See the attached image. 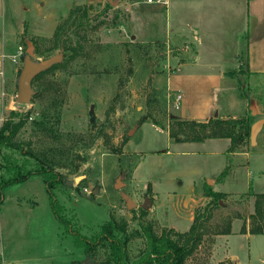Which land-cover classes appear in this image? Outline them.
Instances as JSON below:
<instances>
[{"label": "rangeland", "instance_id": "obj_1", "mask_svg": "<svg viewBox=\"0 0 264 264\" xmlns=\"http://www.w3.org/2000/svg\"><path fill=\"white\" fill-rule=\"evenodd\" d=\"M107 2L8 0L13 12L6 13L7 18L13 17L15 24L21 25L22 32L16 35L22 50L16 84L6 95L8 109L4 119L10 110L22 111L26 118L15 139L29 142L31 149L45 155L57 171L71 179V188L53 189L54 198L83 234L94 233L111 217L126 220L131 234L130 260L145 248V239L139 232L141 224H151L157 234L170 228L178 232L188 230L183 229L186 223L183 218L192 215L193 221L195 212H202L210 199L203 195L204 183L228 166V173L218 184L220 190L232 195L225 193L221 204L212 205L210 217L202 220L201 241L184 264H236L235 259L219 260L225 251L217 246V239H221L218 232L235 218L241 225L249 222L248 216L254 210V197L249 191L264 192V146L254 147L247 136L237 146L250 150L247 154L214 153L216 142L199 145L195 153L176 152L182 147L173 143L168 127L172 118H178L177 108L169 101L165 78L176 70V61L185 60L182 51L188 42L167 37L170 31L165 35L164 30L165 26L170 30L176 28L175 22L195 24L204 55H209L211 60L217 55L216 60L225 56L227 64L231 47L228 40L239 22L231 19L220 0H170L167 15L163 12L157 20L148 18L147 8L139 2L118 0L116 5L109 3V6ZM198 5L212 8L199 16L195 8ZM76 6L88 7L86 24L68 28L67 35L80 38L82 48L32 81L34 93L30 102H16L17 78L26 42L34 41L35 59L59 52L65 56L68 51L62 49V41L59 46L54 45L53 32ZM216 7L220 9L214 10ZM156 22L159 26L154 28L152 24ZM239 39L238 58L231 73L233 86L226 84L216 92L217 116L246 119L249 111L255 109L254 116L264 119V76H249L245 69L243 36ZM211 112L212 115L214 109ZM142 118L145 121L140 123ZM131 128L135 130L129 135ZM174 129H177L175 125ZM5 151L11 153L0 148V161ZM15 155L20 161L21 157ZM171 177L197 184L195 200L176 206L175 214L181 217L174 220L180 230L172 226V218L177 217L172 209L175 202L159 200L160 205H152L154 193L146 180L153 178L164 198ZM199 193L203 196L201 200ZM1 195L0 239L6 248L4 256L13 259L16 255L30 254L31 262L38 264H69L71 257H83L73 236L55 218L41 177L31 176L9 185ZM146 198L151 203L142 213ZM126 199L134 202L133 208L128 209ZM227 247L240 255L243 264H264V234L247 238L236 232L229 237ZM105 254L106 248L100 246L97 260Z\"/></svg>", "mask_w": 264, "mask_h": 264}, {"label": "trees", "instance_id": "obj_2", "mask_svg": "<svg viewBox=\"0 0 264 264\" xmlns=\"http://www.w3.org/2000/svg\"><path fill=\"white\" fill-rule=\"evenodd\" d=\"M106 5L109 6V2ZM87 15L88 7L76 6L70 9L67 17L56 25L53 32L54 45L59 46L62 41V49L68 51L63 59L75 56L82 48L80 38L72 39L67 35V29L72 26L75 28L83 27L86 24ZM63 35L65 38L62 37ZM30 41L34 45V41L32 39ZM60 64L52 65L36 75L33 80ZM25 118L22 111L10 110L0 125V148L11 151V153L5 151L1 154L0 201L2 199L1 194L7 186L21 183L31 176L41 177L55 218L64 226L65 232L73 236L75 246L82 249L83 257L73 258L69 264H184L186 258L192 254L201 241L204 233L202 220L210 217L213 204H221L222 198L226 195L224 192L214 190L210 183L205 182L203 195L210 199L202 212H195L190 227L184 232L170 228L157 234L151 224H141L139 232L145 239V248L135 259L130 260L128 242L131 234L127 230L125 219L117 220L111 217L102 222L94 233L87 235L83 234L80 228L72 223V219L65 215L63 205L54 198L53 189L61 186L71 188L72 181L65 174L57 171L45 155L31 149L29 142L24 143L15 139V135L25 122ZM255 120L257 118L251 114V111H249L246 119L236 117L224 119L219 116H211L205 121L172 118L168 127V134L174 141H201L205 138L227 137L230 139L228 152H233L247 136H250V127ZM143 121H145L144 118L139 122L142 123ZM15 153L21 157L20 161L17 160ZM228 169L229 167L225 166L214 177V181H222L228 173ZM249 192L254 197V210L248 216L249 222L244 221L242 223L240 232L264 234V192L258 193L251 189ZM141 209L142 213H145V208L142 207ZM230 232L229 223L218 234ZM100 246L106 248V254L102 259L97 260V252Z\"/></svg>", "mask_w": 264, "mask_h": 264}, {"label": "crops", "instance_id": "obj_3", "mask_svg": "<svg viewBox=\"0 0 264 264\" xmlns=\"http://www.w3.org/2000/svg\"><path fill=\"white\" fill-rule=\"evenodd\" d=\"M220 1L224 2L223 4L226 6L225 9L229 12L231 19H235V21L239 22V25L235 27L233 34L230 35L231 38L228 40V42H231V47L227 52L229 61L227 64H225V56L222 60H216L219 56L217 55L211 60L209 55H204L201 44L198 43V28L195 26V24L188 25L187 23H183L181 25L178 22H175L176 28L172 30H170V28L167 29L165 26V35L168 31H170L169 36L167 37H172L173 39L180 38L182 42H188L182 51L183 55L185 56V60H179L178 62L176 61V70L174 72H169L165 78V85L169 93L179 92L181 94L179 105L177 107V117L180 119H195L205 121L211 116L219 115V108L215 103L216 92L226 84L230 87L233 86V78L231 73L233 72L232 69L235 66L236 60L238 58L240 36H243L242 45L245 57V69L247 70V73H249L250 77L264 76V0ZM227 1L231 2L227 3ZM233 1L238 2L235 3ZM133 2H139L141 7L147 8L148 11L145 13V15L153 20L160 18L163 12L166 15L168 13L167 6L158 3L149 5L146 0H133ZM19 7L22 6L19 5ZM195 8L200 16L203 12L211 9L212 7H201L198 5ZM219 9L220 8L217 7L214 8V10ZM8 12H13L8 0H0V125L8 109V105L6 104V95L9 93V89L14 88L16 84V76L19 68L18 61L20 60V54L18 51V46L20 44L17 42L18 37L16 33L22 32L20 29L21 25H16L15 23L17 22L14 21L13 17L9 19L7 18L6 13ZM165 19L167 20V16H165ZM158 24L159 22H156L152 25L155 28L156 26H159ZM187 28L188 32L185 33L184 30ZM200 94L204 95L201 97ZM213 109L214 113L211 115V111H213ZM263 133L264 119L262 118L261 122L257 126L254 147L255 145H260L262 147L264 146ZM172 141L176 145H181L182 147L176 150L177 153H195L197 152L199 145L202 146L208 142H213V144L216 142L213 145L215 148L212 149L214 153L225 151L229 155H237L242 153L247 154L250 152V150L243 148H236L235 151L228 152L230 147V139L227 137L205 138L201 141ZM140 163L141 161L139 162V165ZM216 171H218V169L211 173ZM212 175L213 177L215 176L214 174ZM212 175H209V177ZM146 180L150 182L152 192L154 193V203H152V205L155 203L160 205L161 203L159 200L162 202L167 201L171 204L175 202V207H172L174 215H176L175 213L177 211L176 206H179V204L180 206L181 204L185 206L188 202L195 200L194 190L197 184L193 180L187 179V181H183L181 177H171L170 180H168L169 189L165 193L164 198L163 194L161 196V194L156 189L155 180L153 178ZM209 180L211 181L210 184H213L214 190L222 191L232 195L230 192L220 190L218 182L214 183V179L208 178V181ZM199 186L201 187L202 185ZM184 195L188 196L184 198ZM198 195H200L199 199L201 200L203 196L201 193ZM176 216L177 217L173 216L174 218H172V221L175 218L179 219L181 217L179 214ZM183 219L186 220V223L183 226V229L186 230L192 221V215H189ZM175 222L176 221L174 220V225L172 224V226H175L179 229V227L175 225ZM235 222H237L236 225ZM240 228L241 223H239V220L235 218L232 220V222H230V233L218 234L219 238L221 239H217V246H222L224 248L223 250L225 251L223 257L219 260H223V258L235 259L236 264H243L240 255L237 252L235 253L230 251V248L227 247L229 237L236 232L240 233L241 235H245L247 238L253 235L248 232H240ZM1 242L2 241L0 239L1 264H26L27 262L32 261L33 257L30 254H26L24 256L16 255L13 259H11L10 256H4L7 254L5 251L6 248ZM72 259L73 258L71 257L70 260ZM51 263L52 262H49V264ZM30 264H38V261L31 262Z\"/></svg>", "mask_w": 264, "mask_h": 264}, {"label": "water", "instance_id": "obj_4", "mask_svg": "<svg viewBox=\"0 0 264 264\" xmlns=\"http://www.w3.org/2000/svg\"><path fill=\"white\" fill-rule=\"evenodd\" d=\"M111 5H116L118 0H108ZM27 46L25 49V54L23 57L22 67L19 71L18 78H17V91L15 100L18 103H28L34 93L32 88V80L33 78L41 73L42 71L47 70L52 65L61 62L63 59V52L56 53L48 58L45 59H35L34 53V45L33 43L28 40ZM256 113L255 109H251V114L254 115ZM261 122V119L255 120L250 127V142L254 143L255 141V134L257 130V126ZM135 128H131L128 131V134L131 135L134 132ZM211 181L209 180L208 183ZM117 186H120V182H118ZM116 186V187H117ZM150 200L148 198L142 204L143 208H148L150 206ZM126 204L128 209L133 208L134 202L131 199H126Z\"/></svg>", "mask_w": 264, "mask_h": 264}, {"label": "built area", "instance_id": "obj_5", "mask_svg": "<svg viewBox=\"0 0 264 264\" xmlns=\"http://www.w3.org/2000/svg\"><path fill=\"white\" fill-rule=\"evenodd\" d=\"M147 3H158L164 6L168 5V0H146ZM22 47L18 46L19 54H21ZM169 101L174 105L175 108L178 107L181 94L179 92L169 93Z\"/></svg>", "mask_w": 264, "mask_h": 264}]
</instances>
